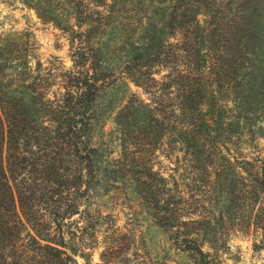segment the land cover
I'll list each match as a JSON object with an SVG mask.
<instances>
[{"label":"trees","instance_id":"trees-1","mask_svg":"<svg viewBox=\"0 0 264 264\" xmlns=\"http://www.w3.org/2000/svg\"><path fill=\"white\" fill-rule=\"evenodd\" d=\"M21 1L66 33L72 65L53 90L33 42L0 34V264H149L129 254L128 232L90 210L120 186L194 264H214L224 217L213 207L239 209L227 217L264 250V158L230 147L264 97V0H146L143 11L130 0ZM128 82L145 97L127 90L120 105L98 110L105 93ZM113 112L117 157L94 142ZM164 146L202 168L209 185L230 187L224 200L203 212L201 198L156 166Z\"/></svg>","mask_w":264,"mask_h":264},{"label":"rangeland","instance_id":"rangeland-1","mask_svg":"<svg viewBox=\"0 0 264 264\" xmlns=\"http://www.w3.org/2000/svg\"><path fill=\"white\" fill-rule=\"evenodd\" d=\"M146 0H130L131 9L135 6L139 10L147 9ZM133 2V3H132ZM226 11V10H225ZM228 12V11H227ZM226 12V13H227ZM202 18V16H199ZM23 33L26 35L35 48L36 58L40 60L41 66L46 72L51 73L55 79L53 90L58 88L60 78L58 75L71 67L69 42L66 33L57 28L52 22L44 21L38 17L35 10L21 0H0V34ZM109 66H114L116 75L121 76L117 71L116 56L109 53ZM49 70V71H47ZM115 72V71H113ZM123 75V74H122ZM124 76V75H123ZM49 77V76H48ZM51 78V80H52ZM132 91L141 97H145L141 90L131 83H120L119 88H114L111 93H105L99 103V109L107 107L109 100L113 105H120L125 98L126 91ZM110 92L109 90H106ZM115 91V92H114ZM237 109L228 111V116L238 115ZM230 117V118H234ZM94 142L103 144L111 151V157H117L120 146L117 136L116 125L114 122V112L105 116L101 123L96 127ZM245 133L238 137L232 136L230 147L235 153L238 149L242 150V155L246 158H264V97L258 102V106L251 109L244 117L243 127ZM233 154V153H232ZM156 166L162 170L176 174L178 182L186 192L194 198H201L206 209L201 208L203 212L210 210L211 202L220 199L228 194L230 187H221V184L209 185L205 171L201 169L188 168L182 153L175 151L173 153L169 147H162L157 152ZM194 171L188 174V170ZM212 170V169H208ZM200 182V184H199ZM204 184V185H201ZM224 191L222 194H216ZM221 196V197H219ZM211 201V202H210ZM222 206V205H221ZM213 207L214 217L223 212L224 222L220 226V241L216 249H209L212 253L214 264H258L264 257V250L257 253L253 250L252 231H247L241 224H232L231 219L227 217L228 212H237L235 207ZM92 212H101L105 216L103 222H112L120 232H128L132 238V246L129 254L137 253L149 264H194L187 253L174 248L168 238V233L161 227L155 225L150 215L140 203L136 195L128 187L120 186L105 195L97 196L90 205ZM77 219V216L74 217ZM111 220V221H110ZM81 224V222H79ZM72 225L71 227H73ZM222 227V228H221ZM102 231V228H99ZM99 245L92 251L93 262L99 261V252L103 245V236L98 233ZM209 245L206 243L204 248ZM82 262L81 258H78ZM121 258H114L112 264H121L118 262Z\"/></svg>","mask_w":264,"mask_h":264}]
</instances>
